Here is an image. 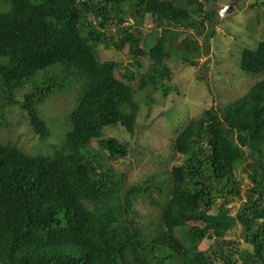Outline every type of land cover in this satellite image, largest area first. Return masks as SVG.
Listing matches in <instances>:
<instances>
[{
    "label": "trees",
    "instance_id": "16d2710c",
    "mask_svg": "<svg viewBox=\"0 0 264 264\" xmlns=\"http://www.w3.org/2000/svg\"><path fill=\"white\" fill-rule=\"evenodd\" d=\"M204 1L217 0H0V128L10 129L9 112L19 108L46 140L40 105L78 85L70 129L52 156L0 142V264H237V256L264 264V39L240 56L241 70L262 78L171 137V156L184 158L167 169V186L151 175L124 188L125 173L106 166L128 143L103 128L133 134L140 98L150 104L173 90V55L194 64L200 44L179 28L202 33L214 16ZM101 44L126 48L132 62L101 60ZM230 196L241 200L235 214ZM144 198L152 210L142 218L135 203ZM236 223L240 249L226 238ZM204 240L212 243L203 249Z\"/></svg>",
    "mask_w": 264,
    "mask_h": 264
},
{
    "label": "rangeland",
    "instance_id": "374dc122",
    "mask_svg": "<svg viewBox=\"0 0 264 264\" xmlns=\"http://www.w3.org/2000/svg\"><path fill=\"white\" fill-rule=\"evenodd\" d=\"M262 1L237 2L233 5L232 11L225 15H220V10L232 0H217L214 5L204 1L205 8L214 12L211 13L214 16L211 22L209 20L205 22L202 33L179 28L180 38L192 36L200 44V53H195L194 64L184 62L173 55L168 61L171 69V80L168 82L173 85V90L166 96L159 90L150 104H147L143 97L140 98V111L136 117L133 134L128 133L120 124L103 128L106 135L115 136L120 141L128 143L126 156L106 161V166L110 165L116 172L125 173L124 188L151 175L154 176V181L165 182L167 169L171 165H179L184 158L181 154L171 156V137L177 134L190 118L198 116L212 106L223 107L238 99L262 78L260 74L247 73L240 68L241 51L244 48H255L258 42L264 39ZM128 18L129 22L132 21L131 16ZM211 24L214 32L207 37L212 29ZM114 28L112 26L109 30L113 31ZM155 29L154 20L148 17L143 34L148 35L150 42L154 39ZM98 54L101 60L113 59L122 65L132 62L126 48L115 50L101 44L98 47ZM141 61L142 67L139 70L144 72L150 60L143 57ZM27 89L28 87L24 86L17 90L19 99L20 94ZM77 89L78 85L73 83L68 91L49 94L40 105L41 116L51 128V135L46 140L41 141L31 130L25 113L19 108H13L9 112L12 125L10 129L0 128V142L10 143L28 154L52 156L58 149L57 141L62 140L70 129L65 118L71 110ZM92 144L95 148L98 147L96 141ZM102 155L104 158L107 156L105 151ZM245 180L247 181L246 178ZM164 186H167L166 182ZM240 202L241 200L235 196L228 198L226 205L230 208L231 214H235ZM135 208L142 218L151 214L152 210L146 198L136 201ZM226 238L236 239L239 249L245 245L238 223L232 226ZM211 243V240H204L200 247L204 249ZM237 258V264H241L238 256ZM214 264L223 263L219 261Z\"/></svg>",
    "mask_w": 264,
    "mask_h": 264
},
{
    "label": "water",
    "instance_id": "95a60500",
    "mask_svg": "<svg viewBox=\"0 0 264 264\" xmlns=\"http://www.w3.org/2000/svg\"><path fill=\"white\" fill-rule=\"evenodd\" d=\"M233 5H234V1H232L229 5L223 7L220 10V15H225V14H228L229 12H231L232 8H233Z\"/></svg>",
    "mask_w": 264,
    "mask_h": 264
},
{
    "label": "clouds",
    "instance_id": "9594fccd",
    "mask_svg": "<svg viewBox=\"0 0 264 264\" xmlns=\"http://www.w3.org/2000/svg\"><path fill=\"white\" fill-rule=\"evenodd\" d=\"M236 2L234 1V4H235ZM225 7V6H224Z\"/></svg>",
    "mask_w": 264,
    "mask_h": 264
}]
</instances>
